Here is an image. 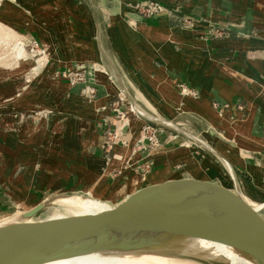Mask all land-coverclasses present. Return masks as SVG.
Listing matches in <instances>:
<instances>
[{
	"label": "crops",
	"instance_id": "crops-1",
	"mask_svg": "<svg viewBox=\"0 0 264 264\" xmlns=\"http://www.w3.org/2000/svg\"><path fill=\"white\" fill-rule=\"evenodd\" d=\"M3 1L0 0V4L8 3ZM87 1L86 4L81 0H12L21 13L11 21L17 27L14 21L23 20L25 27H30L26 29L30 36L39 34L41 40L44 38L43 43L47 38V44L57 47L62 40L55 39L52 33H64L70 39L64 38L73 40L76 47L72 60L80 63L89 59L103 64L97 85L119 94L121 90L106 69L116 76L117 85L127 91L130 106L140 115L133 116L138 122L131 121L127 141L135 143L136 137L138 141L144 122L142 117L146 116L135 103L149 105L159 116L184 125L186 136L201 143L206 150L195 148V151L165 153L168 159L164 163L185 161L191 165L193 175L217 178L226 186L229 182L221 172L225 170L209 159V155H214L225 161L254 200L264 204V198L260 197L264 195V0H153L167 8L154 20L142 19L135 8L148 0ZM190 17L198 21L195 29H182L181 22H187ZM215 28H223L232 35L216 39L212 35ZM119 69H124L128 86L130 89L137 86L140 96L129 94ZM50 76L53 81L47 79ZM131 80L136 85L131 84ZM182 80L187 82L189 90L198 89L201 98H183L178 88ZM39 82L38 87L47 86V92L37 102L44 104L47 100L54 104L56 97L66 95V105H81L67 91L69 88L60 80L58 70L48 69L46 77ZM29 83L21 81L22 85L18 86L14 82L12 90H25ZM107 100L108 97L94 100L91 105L98 106ZM212 100L231 108L221 117L213 110ZM23 102L21 106H25L26 111L37 103L30 97ZM239 102L245 104L243 110L237 108ZM78 108L76 112L80 114L82 107ZM2 121L5 120L1 119L0 123L1 200L31 205L42 201L44 192L49 190L52 194L70 186L73 190H82L98 179L96 165L100 162L101 141L96 137V129L87 130L88 124L83 125L84 120L79 116L57 120L53 134L45 132V125L37 123V127L24 126L19 135H13ZM71 121L74 124L69 126L67 123ZM160 133L168 140L175 138L166 132ZM192 133H199L203 139ZM86 137L96 138L87 142ZM73 151L79 156L70 157L67 163ZM131 151V147L117 146L112 164L123 165ZM157 162H160L158 158ZM152 180L156 184L162 181L158 175ZM165 186L158 191H137L140 194L135 198L140 197L145 202L157 193L163 198L172 197L167 192L171 187L167 183ZM113 187L104 194L107 199L115 194L119 198L122 194L118 189L114 192ZM171 192L177 197L171 203L184 200L175 190ZM129 201L124 199L123 203L127 206Z\"/></svg>",
	"mask_w": 264,
	"mask_h": 264
},
{
	"label": "rangeland",
	"instance_id": "rangeland-1",
	"mask_svg": "<svg viewBox=\"0 0 264 264\" xmlns=\"http://www.w3.org/2000/svg\"><path fill=\"white\" fill-rule=\"evenodd\" d=\"M81 1L86 4L88 2L87 0ZM3 2L8 3L0 4V123L1 119L5 120V122L2 121V124L5 125V128L7 127L6 129L9 130L8 133H11L13 135H19L21 127L31 126L30 128H34L38 126L37 123H40V126L45 125V132L53 134L56 133V130H54L53 127L57 124V120L62 119L63 117H71L74 119L76 116H79V118H82L84 120L82 121L83 125L88 124L87 126H85L87 130L92 128L96 129V137H99L101 141L100 144H102V142L108 138H111L113 141L116 142V140L120 138V134L122 135V138L118 141V144L121 145L123 139L127 141V136L131 130L132 122L135 121L133 116L140 115H138V113H136L135 110L130 106L128 101L130 99L127 94L117 85L116 76L111 73L108 69H106L107 72L110 74L115 85L121 90L122 93L119 94L111 93V91H107L97 85L98 76L100 75L102 69H104L103 64L91 62L89 59H86V61L80 63L72 60L76 51L75 45L73 44V42H71L73 40L67 41L70 38L66 37L65 34L62 32L58 33L57 31H55L54 33H52L54 38H61L62 41L60 42H65V45L59 43L57 47L53 43L47 44V38L46 42L43 43L44 38L42 39V41L40 38L41 35L39 34H33L32 36H30L29 33H27L28 30L26 31V29H29L30 27L26 28L23 20L18 21V19H16V21H14L17 27L11 21L12 17L21 13V10L15 7L14 4H12V0H4ZM137 14L145 20H154L159 17L158 16L153 18H147L146 16L140 14L139 11H137ZM59 19L62 22L61 18ZM197 22L198 21L195 20V18L190 17L189 19H187V22H181L180 27L182 29L191 31L195 29L196 25L198 24ZM87 24L90 28V21ZM55 28L58 29L57 27ZM37 30L41 31L40 29ZM212 35L216 39H221L230 37L232 33L227 30L225 31V29L223 28H215V30H213L212 32ZM10 36H13L14 39H12ZM64 37L68 39H65ZM16 55H18L19 60H16ZM48 69H52L53 71H59L60 80L62 81V83L66 84L64 86L69 88L67 91H70L69 93H72V95H74L76 101L81 104L80 106H78L77 104L66 105V95L56 97L57 100L54 104L47 103V100H45L44 104H41V101L37 102L39 99L41 100L43 93L47 92V86L45 87L46 89L38 86L41 85L39 84V81H42V79L46 77ZM119 70L121 71V74L124 77V69ZM17 77H19L20 79L16 80ZM47 79L53 81V79H51V76ZM123 79H125L124 84L128 86L129 79L126 80L125 77ZM21 81H30L29 87L25 90L21 89L20 92H17L16 89L12 90L13 83L16 82V84L18 83V86H20L22 85ZM44 81L46 82L45 79ZM130 82L131 84L136 85L134 81L131 80ZM178 88L183 98H201V92L198 89H194L193 91H191L192 89L189 90L187 82H185L184 80L178 83ZM128 91L129 94H131L133 97L139 95V89L137 86H132L131 89L129 87ZM27 97H30L33 102L38 103H36V105L33 106L32 109L30 108L29 111H26L25 106H21L22 103L24 104L23 101L27 99ZM106 97H108L106 103H101L98 106L91 105L92 101L101 100ZM140 99L142 100L141 97ZM11 104L15 105L11 106ZM135 104L138 106L141 112L143 111L146 115L145 117H142L144 122H142V130L140 129L141 134L138 138V141H142L145 144L149 142L147 138L142 137V131H146L147 136L153 138L146 149L147 154L151 153L154 148L162 150L165 147L160 143L158 137V134L160 132H166L167 134H170L175 137L177 141L188 144L192 148H197L198 150H202V152L206 151L204 149L205 147L201 143L198 144L196 143V141H194V139L187 137L188 135L185 134L184 130L186 129L184 125H180L174 121H170L169 119L159 116L158 114H156L155 111H152L149 105L145 106L144 103V105H140L139 103ZM211 106L213 110H215V112H217V114L221 117L224 115V112L228 111L231 108V105L225 104L223 106L215 100L211 101ZM78 107H82L80 114L76 112L79 110ZM244 107L245 104H242L240 102L237 105V108H242V110ZM24 120H28V122ZM67 124L69 126H72L74 124V121H71ZM192 134L199 136L200 139H203V137L200 136L199 133ZM87 136H89V134H87ZM88 138L90 137L85 138L87 139V142L95 140V138ZM134 141L137 142V137ZM66 142H69L68 138H66ZM70 143H72V141H70ZM135 150L143 151V147L141 145H136ZM133 154V151H131V154L129 156ZM78 156L79 154H76V152L73 151L70 156L66 159L67 163H70V157H74L75 159ZM209 159L212 162L219 163L222 168L227 173H229V168L224 160L218 159L214 155H209ZM199 160L200 162H202V157H199ZM153 161L154 160H150V163H153ZM146 169L150 170V168ZM236 172L238 173L237 170ZM155 175V173L125 174L124 172L121 179H119L113 187L114 192H117L116 189H118V192H122L119 198L116 196L118 194H115L114 197L110 199H107L104 196L103 200H100L101 198L97 199L95 197L86 198L80 196H70L80 198L81 200L93 199L97 202H100V204H102L103 206H98L97 208L93 207L91 208V210L84 211L81 210L83 206L81 203H75L70 205H62L61 203H57L61 207L58 205H51L46 211L41 213L37 217V219H46L51 216L52 219H56L71 216L103 214L108 213V208L116 209L121 213H126L130 216L138 215L139 211L144 209L148 210L153 206L160 204V201H169L173 200L174 198L177 199V197H175L176 195L171 192L172 188L170 190H167L168 194H171L172 197L164 196L163 198L161 197L162 195H159L157 193V195L149 196L147 201L145 202H142L140 197L135 198L139 193L137 191H147L148 189L158 191L166 187V182L163 179L160 183H153L155 179H152ZM130 193H134V195H131V197H129ZM51 194L52 193L50 192V190L44 192L43 200H45ZM260 197L264 198V195H260ZM124 199H130L129 204L127 206L123 203ZM144 200L145 199H143V201ZM42 201H40L39 203H41ZM39 203H33L31 205H25L22 203L12 204L10 202L3 201V199H0V221L4 220L5 217L13 213H24L30 211ZM260 207L256 208L254 206V208L257 210H259ZM190 214L197 215L195 212H190ZM160 254L166 255L167 252H161ZM182 255L183 258H185V255L187 254H180L181 257Z\"/></svg>",
	"mask_w": 264,
	"mask_h": 264
},
{
	"label": "water",
	"instance_id": "water-1",
	"mask_svg": "<svg viewBox=\"0 0 264 264\" xmlns=\"http://www.w3.org/2000/svg\"><path fill=\"white\" fill-rule=\"evenodd\" d=\"M124 92L131 99L127 91ZM142 134L148 143H131L123 139L120 147H131L134 153L123 165L112 164L122 135L116 142L111 138L102 142L100 162L96 165L98 179L89 188L73 190L71 186L64 187L23 214L17 222L0 225V264H49L95 253H141L139 243L128 239L142 235V227L123 230L111 213L37 219L51 205H58L54 200L60 197L103 200L104 194L124 172L155 173L191 205L205 224L219 232L228 245L256 263L264 264V204L252 198L230 169L229 173L221 170L229 182L225 186L217 178L193 175L191 165L185 161L164 163L168 159L165 153L197 150L176 138L168 140L159 133L160 143L165 147L162 150L154 148L147 154L146 149L153 138L147 136L146 131ZM136 145H141L143 151L135 150ZM150 160H154L153 163ZM246 199L260 205V209H255Z\"/></svg>",
	"mask_w": 264,
	"mask_h": 264
},
{
	"label": "bare ground",
	"instance_id": "bare-ground-1",
	"mask_svg": "<svg viewBox=\"0 0 264 264\" xmlns=\"http://www.w3.org/2000/svg\"><path fill=\"white\" fill-rule=\"evenodd\" d=\"M171 201H160V204L131 216L107 209L108 214L119 221L121 229L142 227V235L128 239L139 243L141 253H95L49 264H258L228 245L220 233L198 215L190 214L195 211L185 199L176 203ZM247 202L254 207V202ZM54 203H81L84 211L103 206L93 199L70 196L57 198ZM27 212L14 213L1 220L0 225L17 222ZM180 254L187 255L183 258Z\"/></svg>",
	"mask_w": 264,
	"mask_h": 264
},
{
	"label": "built area",
	"instance_id": "built-area-1",
	"mask_svg": "<svg viewBox=\"0 0 264 264\" xmlns=\"http://www.w3.org/2000/svg\"><path fill=\"white\" fill-rule=\"evenodd\" d=\"M135 8L140 14L146 16L147 18L158 17L167 11V8L164 5L155 1L140 3L136 5Z\"/></svg>",
	"mask_w": 264,
	"mask_h": 264
}]
</instances>
